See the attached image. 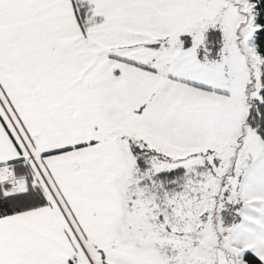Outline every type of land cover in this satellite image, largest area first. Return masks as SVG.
<instances>
[{
  "label": "snow or ice",
  "instance_id": "1",
  "mask_svg": "<svg viewBox=\"0 0 264 264\" xmlns=\"http://www.w3.org/2000/svg\"><path fill=\"white\" fill-rule=\"evenodd\" d=\"M0 264H264V0H0Z\"/></svg>",
  "mask_w": 264,
  "mask_h": 264
}]
</instances>
